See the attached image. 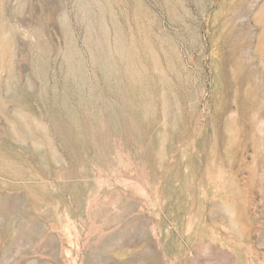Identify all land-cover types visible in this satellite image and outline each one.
<instances>
[{"label": "rangeland", "instance_id": "rangeland-1", "mask_svg": "<svg viewBox=\"0 0 264 264\" xmlns=\"http://www.w3.org/2000/svg\"><path fill=\"white\" fill-rule=\"evenodd\" d=\"M0 264H264V0H0Z\"/></svg>", "mask_w": 264, "mask_h": 264}]
</instances>
